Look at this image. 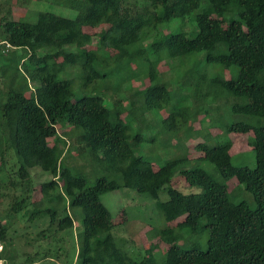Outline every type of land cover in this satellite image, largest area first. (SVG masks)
I'll use <instances>...</instances> for the list:
<instances>
[{
	"label": "trees",
	"instance_id": "1",
	"mask_svg": "<svg viewBox=\"0 0 264 264\" xmlns=\"http://www.w3.org/2000/svg\"><path fill=\"white\" fill-rule=\"evenodd\" d=\"M44 1L67 6L77 14L69 18L41 10L34 22L0 15V34L11 45L0 51V189L7 190L0 193V204L3 195L9 198L6 215L22 213L31 220L45 213L56 231L69 230L74 220L64 204L67 201L69 207L81 210L78 264H156L152 256L132 258L116 244L115 223L100 196L131 188L157 199L165 189L167 199L157 201L162 216L183 218L158 232L167 246L164 264H264V125L260 124L264 119V0ZM203 1L208 2L207 10L196 11ZM192 14L197 29L193 36L162 35L158 29ZM220 19L227 20V25L222 26ZM101 25L107 28L97 34L84 31ZM193 55L196 63H217L237 74L225 78L196 66L186 68L176 82L191 86L190 103L172 105L162 122L177 133L191 118L201 114L211 121L224 104H230L232 115L240 118L225 129L252 130L249 143L255 166L234 164L230 141L210 146L198 143L200 158L212 163L222 179L235 177L254 205L232 201L226 183L198 166L182 168L179 174L201 191L182 193L169 183L184 158L153 167L135 152L142 136L130 132L123 114L132 118L137 109L160 111L168 105L170 86L161 78L158 65L163 59L177 60L181 71L184 58ZM57 57L62 60L55 62ZM133 63L142 65L137 74L147 79L145 86L125 96L122 85L132 81L126 74L116 87L102 86L119 72L118 66L130 68ZM73 64L82 73L79 90L92 87L98 93L76 96L70 80L59 77L63 68ZM107 96L112 108L104 104ZM58 124L79 128L69 145L114 177L100 176L91 183L73 172L64 161L69 141L58 134ZM34 168L51 175L39 187L50 207L36 204ZM7 216L0 211V262L16 264L7 251L11 243ZM183 230L206 235L205 248L176 244ZM40 234L45 235V230Z\"/></svg>",
	"mask_w": 264,
	"mask_h": 264
},
{
	"label": "rangeland",
	"instance_id": "2",
	"mask_svg": "<svg viewBox=\"0 0 264 264\" xmlns=\"http://www.w3.org/2000/svg\"><path fill=\"white\" fill-rule=\"evenodd\" d=\"M0 5L2 6L0 15L4 14L10 19H24L29 22H34L37 18L38 11L41 10H47L69 18H74L77 14L72 8L63 5H53L44 0H0ZM207 8L208 2L203 1L196 11L207 10ZM193 14L183 19L176 18L165 22L158 29L162 35L171 32H182L186 36H193L197 31ZM211 16L219 17L213 13ZM221 23L222 26H226L227 20H221ZM106 28L107 25L86 27L84 31L97 34ZM90 47H94V43ZM104 52V50L101 51V53ZM106 53H114V51L108 50ZM198 54L201 55V53ZM61 60V57H57L55 62H60ZM178 62L177 60L163 59L158 65L161 71V78L163 81L168 82L170 86L171 99L168 105L164 106L160 111L148 110L142 113L140 109H137L132 118H127L125 116L126 113L123 114L124 120H127L130 125V132L132 134L139 133L142 136L141 142L135 147L136 154L148 159L153 167H158L169 159L184 158L183 163L177 167L169 183L182 193L201 191V188L198 186L188 185L179 174L182 168L198 166L205 169L215 178L221 179L226 183L232 201L239 202L244 200L254 205L251 194L245 190L243 184H240L235 177L222 179L212 163L200 158L202 152L197 145L198 143L202 142L210 146L230 141L229 153L233 163L247 165L250 168L255 166L254 152L251 143H249L250 138L253 136L252 130L240 133L227 132L225 129L227 123L240 118V116L232 115L230 104H224L219 113L213 114L211 121H209L207 116L201 114L191 118L188 124L177 133L167 130L162 122V119L169 114V111L173 107L172 105H187L190 103L188 96L192 93L191 86L181 87L176 82L177 75L180 72L183 73V70L186 68H194L196 66L198 69L207 70L211 75L219 74L225 78H231L236 76V71L204 60L196 63V57L194 55L184 58L181 71H179L180 69L177 70ZM118 67V73H113L112 77H109L101 83L103 87L105 85L111 86V88L116 87L118 80L124 74L130 75V80H132L131 85L127 82L122 85L125 96L129 92L135 91L137 87H143L147 84V79L141 78L137 74L143 69L141 64L138 66V64L133 63L130 68H125V66ZM59 77L70 80L76 96L80 94L92 95L98 93L92 87L79 90L82 73L80 74L78 64L63 68ZM31 85L33 86V83ZM102 91L109 93L110 90L105 91V89H102ZM108 97L104 100V104L112 108L113 106H111L112 104ZM125 103L128 102L125 101ZM260 124L264 125V119L260 121ZM57 131L59 135L69 141L67 142L68 150L64 153V161L73 172L86 176L91 183L100 176L114 177L106 172L99 164L90 161L88 157L80 155L78 150L73 148L74 145H69L71 143L70 136L79 132V128L69 126L68 124H58ZM49 143H52V141L49 140ZM12 158L11 155L10 163L13 161ZM50 179L51 175L47 172H43L39 168L32 170V180L36 188V204L43 203L44 205L42 207L50 206L47 205V200L42 196L39 187L42 183ZM6 191L4 188L0 189L1 194H4ZM100 197L109 209L115 223L112 234L116 244L132 258L148 255L153 257L156 264H164L167 246L160 240L158 232L163 228L172 227L176 221L183 218L179 217L167 220L162 216L157 206V201L167 199L165 189L159 191L157 199H153L148 194L139 193L131 188L107 191L102 193ZM8 202L9 198L3 195L0 204V211L3 217L7 216L5 209ZM64 204L66 205L67 212L74 220V227L69 230L56 231V224L53 223L51 225V219L45 213L31 220L27 214L23 215L22 213L15 216L9 214L10 216H7L10 224L8 233L11 240L7 251H11L16 264H78L76 262V235L79 225L81 226V210L79 207H69L67 201ZM42 230H45V235L43 236L40 234ZM176 244L182 248L195 246L204 249L206 246V235L200 237V235H191L186 230H183L182 237L179 238ZM0 264L4 263L0 262Z\"/></svg>",
	"mask_w": 264,
	"mask_h": 264
},
{
	"label": "built area",
	"instance_id": "3",
	"mask_svg": "<svg viewBox=\"0 0 264 264\" xmlns=\"http://www.w3.org/2000/svg\"><path fill=\"white\" fill-rule=\"evenodd\" d=\"M10 46V43L0 34V51L5 52Z\"/></svg>",
	"mask_w": 264,
	"mask_h": 264
}]
</instances>
